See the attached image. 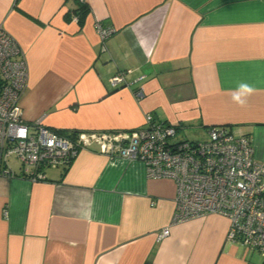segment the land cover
<instances>
[{"label":"crops","instance_id":"obj_1","mask_svg":"<svg viewBox=\"0 0 264 264\" xmlns=\"http://www.w3.org/2000/svg\"><path fill=\"white\" fill-rule=\"evenodd\" d=\"M86 1L80 27L75 0H0V26L27 65L26 121L127 132L151 114L187 135L225 126L264 164V0ZM97 23L114 33L102 40ZM241 81L256 88L244 107L231 99ZM10 171L0 176V264H264L226 239L224 216L171 224L176 184L148 177L140 159L92 143L42 180Z\"/></svg>","mask_w":264,"mask_h":264},{"label":"built area","instance_id":"obj_2","mask_svg":"<svg viewBox=\"0 0 264 264\" xmlns=\"http://www.w3.org/2000/svg\"><path fill=\"white\" fill-rule=\"evenodd\" d=\"M83 1V0H75ZM77 21V16L72 15ZM102 40L114 33L97 23ZM131 70L109 79L111 87L125 82ZM28 78L17 41L0 26V176L13 175L8 158L14 156L21 175L37 181L43 168L68 164L78 150L96 143L102 153L126 160L140 159L151 178H171L176 184L171 224L207 214L229 221L226 239L260 254L264 262V164L254 157L249 137L225 126H210L197 139L178 138V123L145 122L131 131L78 132L64 136L42 124L28 122L20 103ZM169 227L156 235L162 240Z\"/></svg>","mask_w":264,"mask_h":264},{"label":"trees","instance_id":"obj_3","mask_svg":"<svg viewBox=\"0 0 264 264\" xmlns=\"http://www.w3.org/2000/svg\"><path fill=\"white\" fill-rule=\"evenodd\" d=\"M77 3V7L74 9V11L72 12L73 14H75L77 16V23L79 24V26L81 27L84 23L85 17L88 14L89 10H90V6L87 3L86 0L83 1H76ZM123 84V83H122ZM120 86V85H118ZM113 87L114 89H118L119 87ZM121 87V86H120ZM167 123V121H165ZM210 127V126H208ZM50 128V127H49ZM52 129V128H50ZM53 131L64 135V136H74L76 135L78 132H80V130L77 129H72V130H65V129H52ZM73 160V158L70 159L69 163ZM65 169H67V167H65Z\"/></svg>","mask_w":264,"mask_h":264},{"label":"clouds","instance_id":"obj_4","mask_svg":"<svg viewBox=\"0 0 264 264\" xmlns=\"http://www.w3.org/2000/svg\"><path fill=\"white\" fill-rule=\"evenodd\" d=\"M255 92L256 88L252 84L241 81L233 91L231 99L235 104L244 107L247 104L248 98Z\"/></svg>","mask_w":264,"mask_h":264},{"label":"rangeland","instance_id":"obj_5","mask_svg":"<svg viewBox=\"0 0 264 264\" xmlns=\"http://www.w3.org/2000/svg\"><path fill=\"white\" fill-rule=\"evenodd\" d=\"M205 131H203L202 133H195L193 135H187V134H184V133H178V138H181V139H197V138H202L205 136ZM183 134V135H182ZM8 162L11 166L12 169L14 170H19L20 169V164L18 163L17 159L14 157V156H10L8 158Z\"/></svg>","mask_w":264,"mask_h":264}]
</instances>
